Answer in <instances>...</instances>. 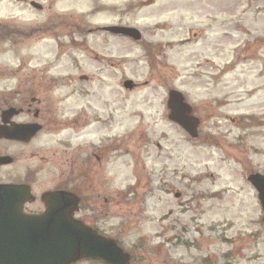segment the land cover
<instances>
[{"label": "rangeland", "instance_id": "1", "mask_svg": "<svg viewBox=\"0 0 264 264\" xmlns=\"http://www.w3.org/2000/svg\"><path fill=\"white\" fill-rule=\"evenodd\" d=\"M11 3L0 1V21L46 17ZM55 13L67 24L59 47L37 35L4 43L0 58L15 62L31 43L36 54L57 52L61 76L89 78L85 97L61 88L59 107L101 123L44 130L27 147L0 142L18 160L0 167V181L21 179L36 167L31 153L61 139L103 143L91 184L119 200L109 220L122 223L131 264H264V212L248 181L264 174V0H59ZM110 25L135 27L143 39L98 29ZM171 90L192 107L197 138L169 119ZM57 167L46 165L37 184L53 183Z\"/></svg>", "mask_w": 264, "mask_h": 264}, {"label": "flooded vegetation", "instance_id": "2", "mask_svg": "<svg viewBox=\"0 0 264 264\" xmlns=\"http://www.w3.org/2000/svg\"><path fill=\"white\" fill-rule=\"evenodd\" d=\"M7 1H12L13 5L27 4L41 13L46 12L44 13L46 17L41 20L35 17L20 26L12 19L7 22L0 21V55L8 51L2 47L4 43H28L32 40L36 41L34 37L37 35H39L38 40H42L45 36H52L53 41L56 42V48L60 46L61 25L65 27L67 24L61 22L60 15L55 13L59 0ZM75 26V24H69L70 32L76 31ZM102 28L98 29L114 36L130 38ZM79 30L80 28L77 29ZM82 30L84 29L81 28ZM30 46L33 44H28L29 54L16 57L15 62L0 58V142L7 143L10 148H13V143L27 147L44 130L54 132L63 126L81 130L95 119L101 123L99 116H89L86 111L79 114L74 111L71 116H67L66 112L59 107L63 101L59 96L63 87L71 88L70 95L85 97L88 94L89 90L86 87L89 82L88 76L77 75V73L61 76L59 73L61 61L57 52L54 56H43L33 52V47ZM15 134L17 137L14 136ZM72 144L70 141L61 139L48 149L41 147L38 152L30 155L31 158L35 157V168H26L21 179L0 182L27 185L28 199L21 204L20 208V213L24 217L38 218L44 215L52 205L53 211L61 216L56 217L58 220L51 222L81 224L93 230L97 236L112 240L118 247L124 248L118 237L123 230L122 223H112L109 220V216L114 213V204L115 202L118 204L119 200L102 196V186L91 184L94 165L97 172L102 170L106 156L105 146L103 143L101 145L86 142ZM2 146L4 145L1 144L0 147ZM4 156H10V154L0 152V157ZM10 157L12 161L0 167L16 164L18 160ZM56 164L59 177L48 184V187L45 184H37L39 174H42L45 166ZM54 193L58 195L48 197ZM82 262L107 264L97 258H82L67 264Z\"/></svg>", "mask_w": 264, "mask_h": 264}, {"label": "water", "instance_id": "3", "mask_svg": "<svg viewBox=\"0 0 264 264\" xmlns=\"http://www.w3.org/2000/svg\"><path fill=\"white\" fill-rule=\"evenodd\" d=\"M107 29L135 39L141 37L140 31L133 27L112 26ZM124 86L132 89L134 82L126 80ZM168 107L169 119L179 124L192 138H197L198 121L191 115L192 107L184 95L177 90L170 91ZM14 136L17 137L16 134ZM11 161L9 156L0 157V165ZM248 180L257 190L264 211V174H251ZM28 192L27 185L0 183V264H67L83 257L103 259L109 264H130V255L114 241L97 236L81 224L51 222L61 216L53 211L52 205L38 218L24 217L20 208L28 199ZM56 195L58 193L48 197Z\"/></svg>", "mask_w": 264, "mask_h": 264}]
</instances>
